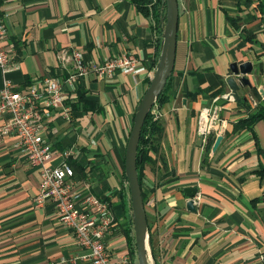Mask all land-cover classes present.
Instances as JSON below:
<instances>
[{
  "label": "crops",
  "instance_id": "obj_1",
  "mask_svg": "<svg viewBox=\"0 0 264 264\" xmlns=\"http://www.w3.org/2000/svg\"><path fill=\"white\" fill-rule=\"evenodd\" d=\"M178 2L176 60L159 117L162 132L152 153L155 163L145 166L143 177L154 261L264 264V119L235 129L258 110L250 101L253 90L264 91V0ZM1 10L16 68L6 75L0 69V89L5 77L17 89L37 86L42 92L47 79L67 78L74 65L58 61L65 49L81 52L85 63L126 53L139 60L135 74H90L69 85L70 118L62 108L47 109L44 116L45 137L57 150L53 163L61 161L62 150H76L71 161L84 169L75 171L77 188L88 186L110 203L119 225L107 243L116 252L129 248L126 148L161 55L155 20L131 0H1ZM248 61L253 88L241 86L239 101L224 98L231 94V65ZM217 98L226 129L203 139L197 117ZM40 170L15 136L0 139V264H91L59 221L55 204H34ZM188 187L198 189L196 213L187 208Z\"/></svg>",
  "mask_w": 264,
  "mask_h": 264
},
{
  "label": "built area",
  "instance_id": "obj_2",
  "mask_svg": "<svg viewBox=\"0 0 264 264\" xmlns=\"http://www.w3.org/2000/svg\"><path fill=\"white\" fill-rule=\"evenodd\" d=\"M8 35L7 17L1 10L0 0V69L5 75L16 68L13 62L16 53ZM58 59L63 66L73 63L74 72L67 78L47 79L44 81V92L37 86L22 91L7 77L4 78L0 89V139L15 136L28 162L41 169V184L34 204L37 207L49 201L55 204L59 221L73 233L84 251V259H89L91 264H135L128 252H116L107 243L118 226L110 203L93 194L88 186L77 188L75 170L71 165L76 150H62L61 161L53 163L57 150L45 137L44 116L47 109L62 108L64 116L70 118L69 85L90 74L100 79H111L118 71L135 74L139 60L133 54L126 53L102 63H85L82 53L76 49L62 50ZM259 94L264 101V91ZM223 97L235 100L232 94ZM218 100H214V105L201 109L197 117L198 133L203 139L214 134L223 135L226 129V121L221 119V109L216 105ZM250 101L254 107L259 105L254 97ZM150 114L155 119L161 115L156 106Z\"/></svg>",
  "mask_w": 264,
  "mask_h": 264
},
{
  "label": "water",
  "instance_id": "obj_3",
  "mask_svg": "<svg viewBox=\"0 0 264 264\" xmlns=\"http://www.w3.org/2000/svg\"><path fill=\"white\" fill-rule=\"evenodd\" d=\"M163 4L166 5V22L162 33L161 55L155 75L137 107L125 158V174L131 196L132 222L134 225L138 264H155L149 234L147 212L139 180L138 147L145 122L152 108L165 90L167 82L173 73L176 60L180 14L179 2L178 0H163ZM231 71L233 77H230L227 83L235 100L239 101L241 97L238 91L241 86L248 87L249 89L253 88L252 81L248 76L253 73L254 67L250 61L233 63L231 65ZM222 139V137L217 139L214 150L219 147ZM185 193L190 198L187 203L188 210L196 213L195 198L198 193L197 187H188L185 189Z\"/></svg>",
  "mask_w": 264,
  "mask_h": 264
},
{
  "label": "trees",
  "instance_id": "obj_4",
  "mask_svg": "<svg viewBox=\"0 0 264 264\" xmlns=\"http://www.w3.org/2000/svg\"><path fill=\"white\" fill-rule=\"evenodd\" d=\"M133 4L137 7V9L143 13L147 17H152L158 28V33L160 35V39H162V33L166 22V5L163 4V0H131ZM171 76L167 82L166 88L161 94L160 98L157 102L163 106L167 100V90H168V84L170 82ZM253 94L255 98L259 101V107L256 113L249 116L248 119L241 120L237 125L235 129H245V128H251L258 120L264 119V103L261 100L260 94L257 92V90H253ZM76 106H74V109ZM160 132V125L156 120H153L151 117V114L148 116L145 125L143 127L142 135L140 144L138 147V173H139V180L141 187L143 188V173L145 170V166L147 164L155 163L151 150L154 152L156 151L157 147L155 145L156 136L155 134H158ZM155 138V139H154ZM71 165L77 172H83V167L78 164L77 162H72ZM76 174V173H75ZM124 178L128 183L126 174L124 173ZM127 199L131 202V196H130V190L129 186H127ZM143 191V190H142ZM145 197L143 192V198ZM126 206V203L124 204ZM112 208V207H111ZM132 208V206H131ZM131 230L125 231V236L127 237L130 255L132 259L134 260V263L137 264V250H136V244H135V235L133 230V225L131 221ZM154 255V253H153Z\"/></svg>",
  "mask_w": 264,
  "mask_h": 264
},
{
  "label": "rangeland",
  "instance_id": "obj_5",
  "mask_svg": "<svg viewBox=\"0 0 264 264\" xmlns=\"http://www.w3.org/2000/svg\"><path fill=\"white\" fill-rule=\"evenodd\" d=\"M155 106H156V110L158 111V113L159 114H161L162 112H161V108L164 106H161V104L159 103V102H156V104H155ZM151 117L153 118V120H156L157 122H158V124H159V119L161 118H158V119H155V117H154V115H152L151 114ZM160 125V124H159ZM160 128H161V125H160ZM161 130H160V132L158 133V134H155V135H160L161 134ZM155 139V138H154ZM154 151L153 150H151V153H153ZM164 166L166 167H164V172H166L167 170L169 171V169H168V166H167V164L164 162ZM172 173H173V171H171ZM175 173V172H174ZM176 174V173H175ZM145 176V173H143V177ZM127 182V181H126ZM127 186H128V183H127ZM99 197V196H98ZM127 211H128V214H129V218H130V220L132 221V208H131V202L130 201H128L127 200ZM114 213V212H113ZM119 223V222H118ZM119 225V224H118ZM132 225H133V222H132ZM133 230H134V225H133ZM134 235H135V232H134ZM123 251H126V252H128L129 254H130V250H129V248H127V249H125V250H123ZM136 258H137V255H136ZM137 264H138V259H137Z\"/></svg>",
  "mask_w": 264,
  "mask_h": 264
}]
</instances>
